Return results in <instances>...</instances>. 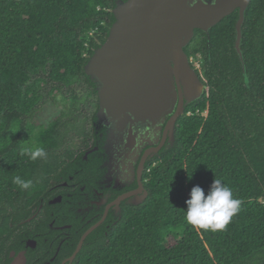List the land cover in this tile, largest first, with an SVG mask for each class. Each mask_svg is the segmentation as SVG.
Returning a JSON list of instances; mask_svg holds the SVG:
<instances>
[{"label":"trees","instance_id":"1","mask_svg":"<svg viewBox=\"0 0 264 264\" xmlns=\"http://www.w3.org/2000/svg\"><path fill=\"white\" fill-rule=\"evenodd\" d=\"M116 1L0 0V259L18 241L12 224L63 168L58 152L81 108L97 99L85 65L109 35ZM237 18L212 29L210 53L208 36L196 31L186 52L202 59L207 91L179 119L175 147L148 166L147 200L126 207L108 235L92 234L75 264H264V0H252L243 28L248 82L235 48ZM57 96L69 102L37 135ZM25 146L44 147L47 158L21 156ZM17 175L32 186L14 184ZM216 177L242 203L214 232L185 216L192 188L207 195Z\"/></svg>","mask_w":264,"mask_h":264},{"label":"water","instance_id":"2","mask_svg":"<svg viewBox=\"0 0 264 264\" xmlns=\"http://www.w3.org/2000/svg\"><path fill=\"white\" fill-rule=\"evenodd\" d=\"M252 0H117L112 13L115 22L104 43L95 49L85 65L86 75L95 83L99 108L96 128L106 130L105 167L110 180L128 183L141 159L142 177L147 160L162 150L175 147L177 124L187 108L207 91L186 49L201 30L208 36L226 17L240 10L236 24L235 48L248 82L242 51L243 28ZM134 206L149 197L140 188L120 197ZM122 219V217H121ZM118 223V222H117ZM100 225L83 236L86 238ZM15 261L13 264H24Z\"/></svg>","mask_w":264,"mask_h":264},{"label":"flooded vegetation","instance_id":"3","mask_svg":"<svg viewBox=\"0 0 264 264\" xmlns=\"http://www.w3.org/2000/svg\"><path fill=\"white\" fill-rule=\"evenodd\" d=\"M239 11H235L237 21ZM193 58L197 57L190 58L191 64ZM85 103L81 108L83 114L78 115L74 124L76 131L65 148L58 152L66 156L63 168L51 180L44 196L30 207L28 214H23L15 225L12 224L18 241L11 243L13 249L1 257L0 264H13L17 260L24 264H75L79 253L74 255L86 232L100 223L85 242L94 233L97 237L108 235L123 217L124 209L134 206L129 202L135 197L119 204L115 202L123 195L137 191L142 184L147 190V170L155 158L146 161L141 178L140 159L131 181L110 180L107 177L110 168L105 167L108 161L104 149L106 130L96 128L99 102L90 99Z\"/></svg>","mask_w":264,"mask_h":264},{"label":"clouds","instance_id":"4","mask_svg":"<svg viewBox=\"0 0 264 264\" xmlns=\"http://www.w3.org/2000/svg\"><path fill=\"white\" fill-rule=\"evenodd\" d=\"M20 155H27L32 161L46 159L47 151L42 146L22 147ZM14 184L21 189L32 186V180H24L19 175L13 177ZM191 198L186 201L187 211L185 219L187 223L199 229L222 231L231 222L239 210L242 201L234 198L233 190L222 179L215 178L210 191L205 195L200 186L192 188Z\"/></svg>","mask_w":264,"mask_h":264},{"label":"rangeland","instance_id":"5","mask_svg":"<svg viewBox=\"0 0 264 264\" xmlns=\"http://www.w3.org/2000/svg\"><path fill=\"white\" fill-rule=\"evenodd\" d=\"M201 58H193V62L196 64H201ZM69 101L65 100L62 96L56 97V102L54 104H48L44 110L42 111V114L40 115L38 119V125L41 126V128L38 130L37 135L41 134L44 129L48 127V125L59 116V114L62 112L63 108L66 106V103ZM36 142V140H33Z\"/></svg>","mask_w":264,"mask_h":264},{"label":"built area","instance_id":"6","mask_svg":"<svg viewBox=\"0 0 264 264\" xmlns=\"http://www.w3.org/2000/svg\"><path fill=\"white\" fill-rule=\"evenodd\" d=\"M192 64L195 66L196 69H200V66H201L200 64H196L193 61H192Z\"/></svg>","mask_w":264,"mask_h":264}]
</instances>
